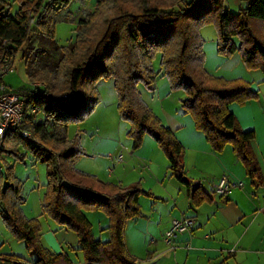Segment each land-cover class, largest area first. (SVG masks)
<instances>
[{
    "label": "trees",
    "instance_id": "16d2710c",
    "mask_svg": "<svg viewBox=\"0 0 264 264\" xmlns=\"http://www.w3.org/2000/svg\"><path fill=\"white\" fill-rule=\"evenodd\" d=\"M73 1L18 0L19 11L13 16L6 1L0 0V69L6 58L14 64L29 44L23 50L27 74L44 86L39 92L18 91L29 97L28 105L42 119H28L24 126L32 140L10 133L4 157L22 160L18 149L24 146L36 162L47 166L43 213L78 235L87 264H139L127 250L125 229L129 221L143 217L139 200L145 191L140 183L124 187L78 170L77 162L87 154L79 136L69 139L70 125L87 119L101 102L97 83L114 80L118 112L130 124L133 150L151 137L167 157L171 176L187 187L195 206H200L207 196L186 177L184 147L139 91L141 85L154 91L159 77H164L173 92L186 93L182 109L193 117L213 151L220 154L232 146L251 183L263 188L253 149L256 132L243 129L229 109L259 95L242 79L229 81L207 72L200 31L213 23L219 55L239 54L248 70L264 73V0H250L238 13L227 11L224 0H96L78 21L75 40L59 46L56 17ZM81 1L85 5L87 0ZM157 56L161 57L159 71L154 68ZM4 157L7 174L0 175V217L35 261L0 255V264H71L66 254H55L43 245L41 224L24 214L22 183ZM86 211L107 216L108 242L95 238Z\"/></svg>",
    "mask_w": 264,
    "mask_h": 264
},
{
    "label": "crops",
    "instance_id": "0c3cea01",
    "mask_svg": "<svg viewBox=\"0 0 264 264\" xmlns=\"http://www.w3.org/2000/svg\"><path fill=\"white\" fill-rule=\"evenodd\" d=\"M245 80L257 82L255 78ZM157 82L158 90L142 87L141 93L151 101L158 99L156 105L162 109L158 115L185 149L186 177L201 186L207 200L195 206L187 187L171 176L168 159L151 137L145 138L142 148L133 150L132 140L123 147L112 137L101 138L100 123L97 133L90 126L93 137L82 141L87 153L84 159L88 160L82 159L77 168L124 187L141 184L145 191L139 200L143 217L129 221L125 229L127 250L139 264H264V186L257 189L251 183L232 146H227L220 154L214 152L206 136L197 130L193 117L182 109L187 97L171 99L169 82L164 78ZM253 83V90L258 93L260 89ZM229 109L243 129L255 130L253 149L264 178V121L259 125L252 106L232 104ZM122 148L127 157L119 154ZM102 157L110 159L104 158L100 164L98 159ZM119 158L122 159L119 161ZM94 160L95 163H89ZM83 161L86 162L83 164ZM223 178L242 183L243 187L219 195L215 187ZM85 215L90 220L89 214ZM184 217L194 218L195 227L169 245L165 241L166 232L175 219ZM109 226L106 215L100 218L95 238L108 242L111 238ZM53 228L54 234L45 236L44 244L55 254H66L71 264H87L79 257L83 253L78 247V235L59 225ZM34 261L35 258L29 262Z\"/></svg>",
    "mask_w": 264,
    "mask_h": 264
},
{
    "label": "rangeland",
    "instance_id": "374dc122",
    "mask_svg": "<svg viewBox=\"0 0 264 264\" xmlns=\"http://www.w3.org/2000/svg\"><path fill=\"white\" fill-rule=\"evenodd\" d=\"M9 5L8 9L11 15L15 16L19 11V3L18 0H4ZM53 0H48V2ZM250 0H224L225 9L231 13H238L240 10L247 7L248 2ZM87 5L85 6L81 0H74L67 10L62 12L59 16L56 17V40L59 46H67L70 42L74 41L76 38V28L78 21L85 16V12L89 9L87 7H94L96 0H87ZM87 9V10H86ZM201 37L204 40V53L206 56V70L209 74L223 78L225 80H236L242 79L252 86V81H248L245 79H256V83L254 87H258L260 91L258 92L259 97L250 100L245 105L242 106H252L254 112L256 114L259 125L264 121V73L261 70H248L240 55L236 54L232 57H223L219 55L217 50V42H218V34L216 27L213 23H210L204 26L200 31ZM36 42V41H35ZM36 42L35 44H37ZM29 44L25 46L23 50L27 48ZM38 45V44H37ZM20 51L16 57L14 63V73L8 74L3 78V82L6 85L7 89L10 91H43L42 86L43 83H38L36 81L37 78L31 80L27 74L26 62L23 59L24 51ZM53 56L56 58L58 56L56 50H53ZM160 62L161 57L157 56L154 61V68L156 71L160 70ZM164 78V77H159ZM234 78V79H228ZM245 78V79H243ZM263 78V80H261ZM165 81L167 80L164 78ZM168 81V80H167ZM159 83L155 84V90H158ZM142 85L139 86V91H142ZM97 91L100 94L101 102L95 108L94 112L84 121L71 124L69 128V139H76L77 136L82 141L87 138H92V129H94V133H97V129L100 123V137L103 139L114 138L119 140L121 145H124L131 141L128 137V132L130 130V124L123 121L118 112V95L115 90V82L111 79L101 80L96 85ZM254 88V89H255ZM173 96L171 99L179 97H187L184 91H172ZM143 94V93H141ZM145 99L149 102L150 108H154L153 112L160 117L158 114L160 113L161 106H157V100H149L145 94H143ZM143 97V96H142ZM144 99V98H143ZM240 106V105H239ZM161 109V110H160ZM115 118V119H114ZM42 116L38 115V120H41ZM161 119V118H160ZM115 120V121H114ZM98 125V127H97ZM104 127H101L103 126ZM120 126V128H119ZM128 129V130H126ZM86 131V132H84ZM88 136V137H87ZM83 146V144H82ZM122 148L121 153L123 156L127 157V152H125ZM19 155L23 157V159H16L13 156H5V160L10 167H13L14 176L21 181L22 183V195L25 198L26 202L22 206V210L25 211V215L29 216L30 219H38L41 224L42 229V243L43 245L53 252L50 248L44 244L43 239L45 236H50L54 234L55 228L58 224L54 222L50 217L45 215L42 210V199L44 197L47 183H48V169L47 166L41 163L36 162L32 153L25 148L24 146H20ZM163 152V151H162ZM87 154V153H86ZM118 154V155H119ZM87 156V155H86ZM85 156V157H86ZM83 157L82 159H84ZM95 157V156H94ZM96 158V157H95ZM110 159L108 157H102V159H98V162L101 164L103 160ZM167 158V157H165ZM80 159L76 168L78 167ZM88 160V159H84ZM86 161H83V164ZM89 163L93 164L94 161H89ZM78 169V168H77ZM79 170V169H78ZM81 171V170H80ZM96 171V169H95ZM7 174V168L4 166V173ZM90 174V173H89ZM95 175V174H92ZM1 210V206H0ZM89 214V218L93 223L94 231L96 234L99 233V219L105 217L103 213L96 212H85ZM45 240V239H44ZM46 242V241H45ZM7 253H11L17 255L18 257L26 260L32 261L33 257L28 253L26 249V245L23 242L17 241L9 230L6 228L0 217V254L1 255H9ZM80 254V253H79ZM79 257L84 258V255H79ZM85 259V258H84Z\"/></svg>",
    "mask_w": 264,
    "mask_h": 264
},
{
    "label": "built area",
    "instance_id": "2783aa9c",
    "mask_svg": "<svg viewBox=\"0 0 264 264\" xmlns=\"http://www.w3.org/2000/svg\"><path fill=\"white\" fill-rule=\"evenodd\" d=\"M90 7H87L89 9ZM86 9V10H87ZM14 64L11 59L6 58L0 69V175L4 172L3 157L7 137L10 133L18 132L25 139L32 140V134L24 129L28 119L38 118V110L28 105L29 97L18 91H10L3 82V78L14 73ZM42 86L43 85H38ZM64 98H67L65 95ZM122 158H119L120 161ZM242 183L229 182L223 178L215 187L219 195H227L233 189L242 188ZM195 227V220L192 217L175 219L172 226L165 234V241L171 245L179 235L191 232ZM20 264H30L21 262Z\"/></svg>",
    "mask_w": 264,
    "mask_h": 264
}]
</instances>
